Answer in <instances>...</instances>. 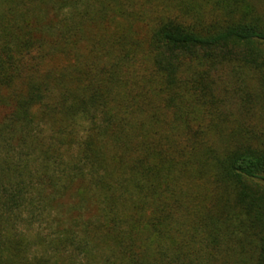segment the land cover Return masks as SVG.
Here are the masks:
<instances>
[{
    "label": "trees",
    "instance_id": "trees-1",
    "mask_svg": "<svg viewBox=\"0 0 264 264\" xmlns=\"http://www.w3.org/2000/svg\"><path fill=\"white\" fill-rule=\"evenodd\" d=\"M0 264H264V0H0Z\"/></svg>",
    "mask_w": 264,
    "mask_h": 264
}]
</instances>
